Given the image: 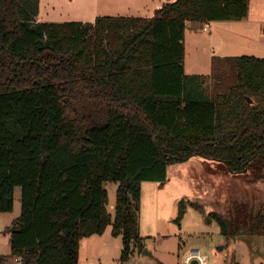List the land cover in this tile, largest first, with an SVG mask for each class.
Wrapping results in <instances>:
<instances>
[{
	"label": "trees",
	"instance_id": "obj_1",
	"mask_svg": "<svg viewBox=\"0 0 264 264\" xmlns=\"http://www.w3.org/2000/svg\"><path fill=\"white\" fill-rule=\"evenodd\" d=\"M39 4L0 0V213L21 190L4 232L13 260L78 264L80 241L110 227L124 264L144 250L141 184L162 185L192 157L264 181V58L214 57L210 96L207 77L184 70L186 24L242 20L249 0H176L152 18L92 23L37 22ZM205 221L227 239L264 236V210L246 204Z\"/></svg>",
	"mask_w": 264,
	"mask_h": 264
},
{
	"label": "rangeland",
	"instance_id": "obj_2",
	"mask_svg": "<svg viewBox=\"0 0 264 264\" xmlns=\"http://www.w3.org/2000/svg\"><path fill=\"white\" fill-rule=\"evenodd\" d=\"M113 3L114 0H41V17L56 23L80 22L87 20L88 14H108L105 11L111 10ZM250 7L252 15L261 12L264 16V0H252ZM102 11L105 14H101ZM224 41L231 49L230 55L264 58V45L236 43L230 46L229 37ZM191 50L188 46L186 75H193L195 71ZM203 60L198 57L196 64L200 73L206 71ZM227 76L231 79L232 73L227 72ZM212 87L213 82L208 77L204 87L208 96L212 94ZM104 188L108 193L107 211L113 215L111 207L115 204L116 185L106 184ZM20 199L21 190L17 187L12 212L0 213V256L6 257L5 264H16L10 257L9 236L4 232L20 214ZM234 203L246 204L248 210L254 212L264 210V181L252 182L248 176L229 173L220 162L200 157L170 165L162 185L141 184L139 234L149 254L134 251L124 264H182L184 255L191 249L200 250L207 264H264V236L227 239L220 234L215 221L210 224L205 221L209 213L225 214ZM181 205L184 213L176 222ZM110 230L108 227L102 235L82 240V264H121V236L113 237Z\"/></svg>",
	"mask_w": 264,
	"mask_h": 264
},
{
	"label": "crops",
	"instance_id": "obj_3",
	"mask_svg": "<svg viewBox=\"0 0 264 264\" xmlns=\"http://www.w3.org/2000/svg\"><path fill=\"white\" fill-rule=\"evenodd\" d=\"M174 1L176 0H114V6L112 9L105 11L109 13L105 14L102 11L101 14H105L104 16L109 17L152 18L155 12L159 10L164 4L172 3ZM251 1L252 0H249L248 14L242 20L207 22L203 24L188 22L186 24V29L184 32L185 56L187 55L188 46H191V51L194 52L193 66H195L193 75H201L208 78L211 74V63L214 57L225 58L237 56L228 54L231 49L224 41L226 37H229L232 40L230 46L236 43H240L241 45L243 43L264 45V31H260L264 28V16L261 12L252 15L250 7ZM40 6L41 0L39 4V14L36 18L37 22H51L44 21L42 19ZM50 9H53V7ZM99 14L100 13L88 14L87 20L84 19L80 22L92 23L94 22L95 18L101 16ZM203 26H206V31L202 30ZM188 40H190L189 43ZM198 57L204 59L203 65H206V71H204L205 73H200V71L197 70L198 66H196V64L198 63ZM184 70L186 73L185 58ZM113 208L114 206L111 207V209ZM82 240L80 241L79 246L78 264H82V260L80 258Z\"/></svg>",
	"mask_w": 264,
	"mask_h": 264
},
{
	"label": "built area",
	"instance_id": "obj_4",
	"mask_svg": "<svg viewBox=\"0 0 264 264\" xmlns=\"http://www.w3.org/2000/svg\"><path fill=\"white\" fill-rule=\"evenodd\" d=\"M203 31H206V26H203ZM193 261H196L197 264H207V258L204 254L198 249H191L184 255L182 259V264H192ZM20 260L16 259V264H19Z\"/></svg>",
	"mask_w": 264,
	"mask_h": 264
},
{
	"label": "water",
	"instance_id": "obj_5",
	"mask_svg": "<svg viewBox=\"0 0 264 264\" xmlns=\"http://www.w3.org/2000/svg\"><path fill=\"white\" fill-rule=\"evenodd\" d=\"M248 102L250 103L251 101L248 100ZM142 254H143V255H148L149 253H147V250H143V251H142ZM192 264H197V263H196V261H193Z\"/></svg>",
	"mask_w": 264,
	"mask_h": 264
}]
</instances>
